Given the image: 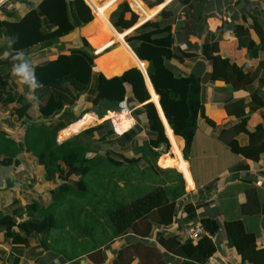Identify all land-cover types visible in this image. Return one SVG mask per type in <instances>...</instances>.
<instances>
[{
    "label": "trees",
    "instance_id": "trees-1",
    "mask_svg": "<svg viewBox=\"0 0 264 264\" xmlns=\"http://www.w3.org/2000/svg\"><path fill=\"white\" fill-rule=\"evenodd\" d=\"M20 1H24L30 10L25 17L8 21L0 19V35L8 38L10 50L8 56L0 57V100L17 103L11 112L17 120H29L32 103H35L40 117L45 121L27 126L24 150L19 148L16 140L9 138L5 132H0V167L18 166V157L25 151L35 158L38 166L44 168L46 181L60 184L51 191L52 200L48 207L36 201L25 207L16 202L10 214L0 212V232H5V240L14 245V250L20 254V250L27 249L31 257L38 259L39 250L51 252L46 238L58 223L56 213L61 210L65 213H61L60 221L67 219L72 235L80 231L87 236L88 226L74 223L75 211H72L71 205L67 207V203L77 197L88 200L91 208L110 203L111 206L107 204L109 215L117 237L134 234L149 238L157 230V242L166 253L150 243L129 241L118 252L113 264H133L136 260L140 264H169L167 254L181 259L183 264H206L217 252L213 237L220 227L216 220L206 217L199 221L206 235L197 243L181 242L164 233L176 220L179 207L175 198L182 192V186L178 184L171 187L175 192V198L172 199L164 188L166 180L159 174L166 171L176 172L163 171L157 166L158 159L171 150V144L159 111L151 102L143 72L139 68H132L120 76L105 77L97 71L95 65L102 56L98 58L91 53L87 41L85 48L73 49L69 54L59 55L44 64L32 66L26 57L23 58L24 53L39 45L59 47L64 37L80 27L87 26V30L93 32L97 25L93 10L100 18L98 20L108 23L105 10L100 7L108 0L103 4L95 0L99 6L93 0H87L91 7L85 0H39L37 6L34 2ZM143 1L150 9L165 2ZM192 1L174 0L158 15L164 23L148 21L128 35L125 41L141 62L148 63L147 75L159 96L166 121L174 136L185 141V159L196 138L199 119L204 118L213 124L205 115L202 99L203 86L209 81L224 83L225 88L219 89L223 94L229 92V89L243 90L249 94L250 101L232 98L223 101L227 115L234 117L237 123L228 130H223L220 140H226V145L234 154L257 159L264 153V113L263 123L255 127L253 132L249 129V122L257 111L264 110V95L261 96L256 87L258 83L264 86V75L261 73L264 70V61L255 70L247 71V64L239 66L234 60L242 58V54L235 50H245L249 60L258 59L259 54L264 53V30L254 17L253 28L261 41L256 44L250 36L249 28L245 24H237L233 30L237 40L235 49L221 50L219 37L225 33L224 23L216 32L209 33L201 49L203 59L212 65L209 78L196 70L190 75L176 74L167 64L176 57L173 52L175 37L172 24L167 22L175 19L172 11L175 4L185 7ZM7 3L0 9L4 10ZM131 5L141 16L147 11L142 0H134ZM194 19L199 20L200 15L195 14ZM138 22L139 16L131 10L127 2L121 4L111 18L113 27L121 32L134 28ZM30 71H33L32 103L21 94H13L10 86L12 72L26 77ZM128 86L132 89V97L128 96ZM83 96L92 104V109L77 117L74 108ZM126 105L137 107L134 111L137 125L129 132L117 136L108 121L87 129L97 122L94 114L105 118L109 112H118ZM87 114L89 115L84 118ZM142 115L147 118L149 139L144 146L137 147L138 136L142 132ZM50 120L52 121L49 122ZM71 126L74 132L87 130L67 137ZM238 140H250V143L241 146ZM106 145H109L108 149L103 150ZM135 148L137 154L134 157L126 156ZM161 148L163 149L160 150ZM113 150L119 158L111 154V151L115 153ZM147 156H153L156 160L152 166L142 170L140 164ZM178 161L180 168H183L185 163L180 153ZM165 168H175V165L170 164ZM114 169H119V172L115 173ZM153 176L160 181L156 184L157 187L130 200L134 192L142 187L137 181L144 178L153 180ZM167 176L170 180V175ZM251 207L252 205H246L243 213L256 215L261 212V208ZM186 212V222L198 223L196 209L192 205L186 206ZM226 231L230 244L243 263L264 264V248L257 247L256 234L247 231L243 221L233 220L226 223ZM86 259L100 264L105 260V251L93 252Z\"/></svg>",
    "mask_w": 264,
    "mask_h": 264
},
{
    "label": "crops",
    "instance_id": "crops-1",
    "mask_svg": "<svg viewBox=\"0 0 264 264\" xmlns=\"http://www.w3.org/2000/svg\"><path fill=\"white\" fill-rule=\"evenodd\" d=\"M25 1L34 2L36 6L39 3V0ZM173 1L174 0H165L164 4L153 9H150L146 4L147 11L141 16L142 19L138 22V27L145 24L148 20L153 22L154 19L158 20L155 22L160 21L161 23H164L158 15ZM7 2L5 9H0V19L2 21H8L9 19L17 17L23 18L30 11L24 1L7 0ZM142 2L146 3L143 0ZM172 11L174 12L175 19L172 18L167 23L172 24V32L175 37L173 52L176 57L172 61L167 62V64L176 74L190 75L194 70L201 73L203 72L202 68L199 67V64L203 62L206 65L208 61L203 59L201 53L202 46L204 45L209 33L216 32V30L224 23L226 26L225 33L219 37L221 50H225L224 47L227 43L229 45L228 48L231 50L235 49L237 40L233 30L234 26L237 24H245L249 28L250 36L256 44H260L261 42L258 34L253 28V18L255 17L257 19L258 25L264 30V0H193L190 5L185 7L175 4V6L172 7ZM93 13L98 19H100L95 11ZM197 13L200 15L199 20L194 19V16ZM96 17L95 19L101 22ZM101 23L95 26L96 29L93 32L87 30L88 28H86L84 34H87L88 39L100 36L98 41L100 44H103V47H101L102 49H97L99 52L107 49L108 46L113 43L119 45L115 51L106 55L107 57L110 55L112 58L109 60H115L116 63L119 64L118 68H122V70L116 74L108 72L109 76L106 74L105 77L112 78L122 74L132 66L138 67L140 64H137L120 42L115 40L114 35L105 26V24L108 23ZM99 26L108 32L110 35L109 40L106 38L107 34L106 36L100 34L101 29ZM117 32L122 35L119 31ZM72 35L75 37V34ZM68 37H71V35L64 37L61 40L59 47L47 46L48 48L44 51L37 49L41 46L39 45L31 51L24 53L23 58L25 59L26 57L29 60L30 65L36 66L56 59L59 55L69 54L73 49H79V46H71ZM8 42L7 37L0 35L1 58L8 56L10 53ZM127 46L129 47L128 44ZM129 49L133 52L130 47ZM117 51H120V53ZM235 52L239 54L241 53L242 58L234 61L239 66L247 64V71L255 70L258 65L264 61L263 52L259 54L258 59L253 60H249L246 57L245 50L242 52L235 50ZM53 54L56 56L54 57ZM133 54L136 56L134 52ZM106 55L101 57L98 61L99 63L97 62L96 65L98 68L100 62ZM190 55L193 57H189ZM48 57L52 58L48 60ZM39 61H42V63H39ZM142 63L148 66V63ZM105 68L107 69L106 62ZM118 68H116V71ZM100 71L102 72L103 70L100 69ZM211 72L212 68L210 70V73ZM32 73L33 71L28 73V79L31 78V92L33 91ZM206 73L207 72L203 73L204 77ZM261 73L264 75V70ZM14 76L15 75L13 73L11 75V84L15 83L21 89L22 83H17V80L15 79L18 78L13 79ZM218 85H221V87ZM225 86L226 85L224 83L212 81L204 84L202 99L205 106V115L213 122V124L207 122L204 118L199 119L196 138L188 157L185 159L183 155L185 148L184 139L178 137L180 139L178 140L176 136H174L173 131L169 127L161 109L159 96L155 93L158 102H153V95L147 84L151 94V102L157 106L165 126L166 134L168 129L173 138V140H171L167 134L172 146L171 153L168 155L171 158H174L175 155L177 156V158L175 156L173 162L178 170L175 168L161 167L159 165V160L163 155L158 159L157 163L158 167L163 171L173 170L176 174L167 171L165 173L159 172V174L166 180L164 188L167 189L172 199L175 198V192L171 189V187L178 184L182 186V192L175 198L179 207L176 220L164 231V233L168 236L176 237L181 242H185L186 239L184 232L186 228L190 224H195L192 222H186V206L192 205L196 209L198 223L201 219L206 217L214 219L218 222L220 229L213 237L217 252L213 257L236 263L242 262V259L229 242L226 231V223L233 220L243 221L246 230L256 234L257 247L259 249L264 248V153H261L257 159H248L243 155L234 154L226 145V140H220L221 132L223 130H228L237 123L234 117L227 115V112L224 109V103L220 97L223 93L219 89L225 88ZM256 87L260 95L263 96V84L258 83ZM127 89L128 96L132 97L133 94L131 87L128 86ZM224 95L227 97L226 100L232 98L233 100L246 99L249 101L248 98L250 99L249 94L243 90L235 91L229 89V92ZM11 104L12 102H8L7 100H0V106L3 105V108L7 109V113L4 114V117H0V130L4 131L9 138L16 140L18 143H24L28 121H32L33 118L35 121L32 124H36L38 122H44L45 120L40 117L39 111L35 113L32 112V108L35 107L33 103V107L29 113L31 117L29 120H17V122L14 120L8 121L11 114V107L10 110L8 107ZM263 113L264 110L257 111L251 118L249 122V129L251 132L254 131L255 127L263 123ZM21 125H23L22 128L19 127ZM199 137L202 140H198ZM65 139L67 138L65 137ZM238 141L241 146H246L250 143V140ZM179 153L185 163L183 168H180V163L178 161ZM28 157L35 160L32 155L24 151L18 157L20 161L18 166L0 167V212L2 214H10L12 212L13 205L16 202H19L24 207L31 204L33 201L41 202L46 207L49 206L42 201H45V198L48 197V192L55 189L57 185L46 181L44 168L38 165L34 168L28 163ZM165 174L170 175V180ZM74 200L75 199L72 198V201L67 203V207L71 205V209H73L76 203V200ZM79 202L80 201L77 203ZM80 203L82 204L83 209L81 211H75L73 222H78L79 225H82L83 223L87 224L88 229L86 230V233H95L97 225H101L104 219H100L98 208H91V210L89 202L82 201ZM107 204L108 203H104L102 207ZM246 205H252L251 208L259 207L261 208V212L256 215L244 214L243 209ZM61 213L64 215L65 211L61 210L56 213L58 223L46 238V242L50 247L51 252L43 253V251H39L41 253L40 258H38L36 262L33 259H29L31 256L27 249L20 250L22 252L21 254L14 250L15 246L5 240V232L1 231L0 264H95L93 263L94 261L87 260L86 256L98 250L105 251V260L101 263L113 264L114 260L117 258L118 252L123 246L128 244L129 241L131 243H150L157 247L162 253H166V251L157 242V230L154 231L149 238L137 237L134 234L128 237H117L116 233L114 235L110 234L111 236L107 243H103L102 245L96 247L92 252L86 253L84 251L85 245L82 241V238L86 235L78 231L73 236L71 230L68 229L67 219L63 222L60 221ZM61 246L63 251L57 250V248H60ZM71 253L74 254V256L71 255ZM62 254L68 255L69 258H64ZM167 256L169 264H183L181 259L174 257L172 254H167ZM133 264H140V262L136 260Z\"/></svg>",
    "mask_w": 264,
    "mask_h": 264
},
{
    "label": "rangeland",
    "instance_id": "rangeland-1",
    "mask_svg": "<svg viewBox=\"0 0 264 264\" xmlns=\"http://www.w3.org/2000/svg\"><path fill=\"white\" fill-rule=\"evenodd\" d=\"M96 4H97V2L95 1V0H93ZM100 1V4H103L104 2H106L107 0H99ZM134 0H108L105 4H103L102 6H100V7H102V8H104V10H105V14H106V17H107V19H108V16H109V19H108V24H105V26L109 29V31L114 35V38H115V40L116 41H118V42H120V44L125 48V50L128 52V54L137 62V64H140V65H138V67L145 73V75H146V81H147V84H148V86H149V88H150V90H151V92H152V95H153V97H152V100H153V102H158V99H157V96H156V94H155V92H154V90H153V88H152V85H151V83H150V80H149V78L147 77V74H146V69H147V65H144L134 54H133V52L129 49V47L127 46V44L125 43L126 41H124V40H126V38H127V36L128 35H130L131 34V32L135 29V28H137L138 27V24L134 27V28H132V29H130V30H127V31H123V32H121V31H119V32H121L122 33V35H123V37L116 31V29L113 27V25L111 24V18H112V15H113V13L119 8V6L121 5V4H123L124 2H127L128 4H129V6L131 7V10L135 13V14H137L138 16H139V21L142 19L141 18V15H140V13L136 10V9H134L133 7H132V2H133ZM145 5H146V3H144ZM98 5V4H97ZM99 6V5H98ZM147 6V5H146ZM93 10V9H92ZM93 12H94V10H93ZM96 17V16H95ZM97 18V17H96ZM127 18H129V15L127 16ZM155 21H158L157 19H154L153 20V22H155ZM98 23L100 24L101 22H99V21H97V25H98ZM102 24V23H101ZM86 27L87 26H85V27H80V28H78L77 29V31L75 32V33H72V34H75V37H73L74 35H72V34H70L71 35V37H68V39H69V41H70V44H71V46H79L80 48H85V41H87L88 42V44L90 45V49H89V51L91 52V53H93V54H96L97 56H98V58L99 57H101V56H104V55H106V54H108V53H110V52H113V51H115L118 47H119V45L118 44H115V43H113V44H111L110 46H108V48L107 49H105V50H103L102 52H97V49H100L101 47H103V46H101V44L99 43V41H98V38L100 37V36H97L96 38H91V39H88V36H87V34H84L85 33V31H86ZM99 28L101 29V33L100 34H102L103 36H106V34H107V36H106V38H107V40H109L110 39V35L108 34V32L107 31H105V30H103L100 26H99ZM97 39V40H96ZM90 40V41H89ZM96 41H98V42H96ZM111 43V42H110ZM228 43L227 44H225V47H224V49L225 50H228V49H230V48H228ZM46 48H48L46 45L44 46V45H41L40 47H38L37 49L38 50H44L45 51V49ZM102 49V48H101ZM117 52H119L120 53V51H117ZM122 52V51H121ZM54 55V54H53ZM53 55H52V57H53ZM56 55H54V57H55ZM109 57H107V55L105 56V58L100 62V64H99V68H98V66L96 65V63H95V65H96V68H97V71L98 72H101L100 71V69L101 70H103L101 73L105 76L106 74H107V76H109V74H108V72L109 73H114V74H116V73H119L121 70H122V68H118L119 67V64H117L116 63V61L115 60H109L110 58H112V57H110V55H108ZM52 57H48V60H50ZM189 57H193L192 55H190ZM101 59V58H100ZM105 62H106V66H107V69L105 68ZM139 62V63H138ZM39 63H42V61L40 62L39 61ZM99 63V62H98ZM122 65H123V63H122ZM206 65H207V68H206ZM206 65H205V63H200L199 64V67H201L202 68V71H203V73H205V72H207L206 73V75H205V77L206 78H209V75H210V70H211V65H210V63H206ZM259 66V65H258ZM133 67H137V66H132L131 68H133ZM116 68H118V70L116 71ZM14 73V78L13 79H15V78H18V79H15V80H17V83H22V87H21V89H20V87H18L15 83L14 84H11V80H12V78L10 79V86H11V88H12V93L13 94H22V95H24L31 103H32V97H31V95H32V92L30 91V83H31V78L30 79H28V75L26 76V77H21V76H19V75H17L15 72H12L11 73V75ZM219 86V85H218ZM219 87H221V85L219 86ZM217 89H219L218 87H216ZM21 90V91H20ZM221 99H222V102L227 98L226 97V95H224V94H221ZM220 97H219V99H220ZM214 99H215V96H214ZM248 100L250 101V99L248 98ZM10 104V103H9ZM33 104V103H32ZM17 106V103H12L11 105H9V107H8V109L10 110V107H11V112L13 111V109L15 108ZM34 106L35 107H33L32 108V112L33 113H35V112H37L38 111V106L34 103ZM129 107L131 108V105H129ZM90 109H92V104H90V103H88L87 102V100H86V96H83L81 99H80V101L78 102V104L76 105V107L74 108V113H75V115L77 116V117H80L86 110H90ZM5 113H7V109L6 108H3V105H1L0 106V117H4V114ZM9 114H10V112H9ZM89 114H87V115H85L84 116V118H86L87 116H88ZM95 116H96V118H97V122L95 123V125L94 126H89V127H96V126H99V125H101V124H103L104 123V119L105 118H99L96 114H94ZM16 121L17 122V118L16 117H14L13 118V116L10 114V117H9V119H8V121ZM35 120L32 118V121H28V126L30 125V124H32L33 122H34ZM52 120H50L49 122H51ZM122 122L121 123H118L117 125H116V127H117V130H118V133H123L124 131H126L128 128H129V126H130V124H129V120L126 118V117H122V120H121ZM19 122V121H18ZM39 123V122H38ZM140 123H141V128H142V132H141V134L138 136V146L137 147H139V146H144V144H146V141L149 139L148 138V136H147V126H146V124H147V120H146V116L145 115H142L141 116V121H140ZM22 126L23 125H21V126H19L20 128H22ZM88 127V128H89ZM27 128V127H26ZM24 129H25V127H24ZM81 131H83V130H81ZM81 131H76V132H74L73 130H72V126L69 128V130H68V132H67V137H71L72 135H74V134H77V133H79V132H81ZM0 132H4V131H2V130H0ZM8 132V131H7ZM167 134H168V136H169V138L171 139V140H173V138H172V135H171V133L169 132V130L167 129ZM8 136V135H7ZM99 138V136H98V134H96V139H98ZM198 140H202L200 137L198 138ZM108 147H109V145H106V146H104V148H103V150H107L108 149ZM171 148H172V146H171ZM111 149H113V148H111ZM163 148H161L160 150H162ZM114 151V150H113ZM104 151H102V153H103ZM115 153H112V151H111V154L115 157V158H119L117 155H116V151H114ZM171 153V150L169 151V153H167V154H165V155H163L161 158H160V160H159V165L161 166V167H163V168H165L166 166H169L170 164H175L174 162H173V159L175 158V156H174V158H171L168 154H170ZM137 154V152H136V148L135 149H133V150H131L130 151V153H128L126 156H128V157H134L135 155ZM176 158H177V156H176ZM155 158L153 157V156H147V158H145L144 159V162H142L141 164H140V168L143 170H145V168H149V166L151 165L152 166V164L155 162ZM28 163L29 164H31L34 168H36L37 167V164H36V162H35V160L33 159V158H31V157H28ZM158 163V162H157ZM36 166V167H35ZM157 166H158V164H157ZM175 169H177V167L175 166ZM178 170V169H177ZM114 172L115 173H118L119 172V169H114ZM45 174V173H44ZM43 174V175H44ZM34 176H36V175H34ZM148 177V176H147ZM158 182H160L159 181V179L157 178V177H154L153 176V180H145V178L144 179H142V180H140V181H137V183H140L139 185H142V187L141 188H139L138 189V191H135L134 192V194H133V196L130 198V200L131 199H135V198H138V197H141V196H143V195H145L146 193H148V192H150L151 190H153V189H155V187H157V185L156 184H158ZM58 184H60V182H58ZM58 184H54V185H57V187H58ZM56 187V188H57ZM55 188V189H56ZM55 189H53V190H55ZM52 191V190H51ZM51 191H49L48 192V194H47V198H45V201H42V202H44L45 204H48V205H50L51 204ZM75 200V205H74V208L72 209V211H81L82 209H83V207H82V204L80 203V202H82V201H87L88 202V200H84V199H79V198H77V197H73ZM78 201H80L79 203H77ZM40 204H42L41 202H39ZM110 206H111V204L110 203H108ZM43 205V204H42ZM109 205H106L105 207L103 206H98V211H99V217H100V219H104V221L102 222V224L101 225H97V228H96V232L94 233V232H91L90 234H88L87 236H85L84 238H82V241L84 242V251L87 253V252H92L96 247H98V246H100V245H102L103 243H107L108 242V240H109V238H110V236L111 235H114L115 234V232H116V230H115V228H114V226H113V224H112V221H111V219H110V210H109V208H108V206ZM28 206V205H27ZM44 206V205H43ZM44 207H46V206H44ZM48 207V206H47ZM90 209H91V207H90ZM92 210V209H91ZM109 211V212H108ZM84 227H87V224H84ZM224 232V231H223ZM111 234V235H110ZM224 234H225V232H224ZM63 248H62V246L60 247V248H57V250H59V251H63L62 250ZM40 252H42V250H39ZM38 251V254H39V256H38V258H40V252ZM44 253V252H43ZM42 253V254H43ZM71 255H73L74 256V254H72L71 253ZM62 256L64 257V258H69L68 257V255H64V254H62ZM29 259H33L35 262L38 260L37 259V257H31V258H29Z\"/></svg>",
    "mask_w": 264,
    "mask_h": 264
},
{
    "label": "built area",
    "instance_id": "built-area-1",
    "mask_svg": "<svg viewBox=\"0 0 264 264\" xmlns=\"http://www.w3.org/2000/svg\"><path fill=\"white\" fill-rule=\"evenodd\" d=\"M87 2V0H85ZM7 2V0H1L0 1V8ZM88 4V2H87ZM89 5V4H88ZM90 6V5H89ZM91 7V6H90ZM137 109L134 107H129V105L123 106L120 111L118 112H109L108 115L105 117L104 122L108 121L111 123L112 129L114 130L115 134L117 136H122L123 134L129 132L132 130L136 125L137 121L134 117V111ZM126 117L129 120V128L124 131L123 133H118V130L116 129V123L120 120L121 117ZM185 239L186 241H191L193 243H197L204 235H206V231L201 223H195L190 224L185 232ZM206 264H244L242 262H230L224 259H217L214 257H211Z\"/></svg>",
    "mask_w": 264,
    "mask_h": 264
},
{
    "label": "water",
    "instance_id": "water-1",
    "mask_svg": "<svg viewBox=\"0 0 264 264\" xmlns=\"http://www.w3.org/2000/svg\"><path fill=\"white\" fill-rule=\"evenodd\" d=\"M148 21H149V20H148ZM148 21H147V22H148ZM145 23H146V22H145ZM142 25H143V24H142ZM142 25H141V26H142ZM139 27H140V26H139ZM139 27H138V28H139ZM136 29H137V28H135L131 33H133ZM95 55H96V54H95ZM133 68H139V67H133ZM130 69H132V68H130ZM130 69H128V70H130ZM139 69H140V68H139ZM140 70H141V69H140ZM126 71H127V70H126ZM126 71H125V72H126ZM141 71H142V70H141ZM142 72H143V71H142ZM123 73H124V72H123ZM143 74L145 75L144 72H143ZM146 74H147V69H146ZM121 75H122V74H121ZM117 76H120V75H117ZM114 77H115V76H114ZM147 77H148V75H147ZM145 78H146V75H145ZM156 107H157V106H156ZM89 128H91V127H89ZM89 128H87V129H89ZM87 129H85V130H87ZM85 130H83V131H85ZM83 131H81V132H83ZM81 132H79V133H77V134H74V135H72V136L78 135V134H80ZM72 136H71V137H72ZM19 148H20L21 150H24L25 147H24V143H23V142H20V143H19Z\"/></svg>",
    "mask_w": 264,
    "mask_h": 264
},
{
    "label": "bare ground",
    "instance_id": "bare-ground-1",
    "mask_svg": "<svg viewBox=\"0 0 264 264\" xmlns=\"http://www.w3.org/2000/svg\"><path fill=\"white\" fill-rule=\"evenodd\" d=\"M122 74H123V73H122ZM159 114H160V113H159ZM121 120H122V117H121L120 120L116 123V125H117L118 123H121V122H122ZM116 125H115V126H116ZM116 129H117V127H116ZM166 135H167V134H166ZM64 138H65V137H64Z\"/></svg>",
    "mask_w": 264,
    "mask_h": 264
}]
</instances>
